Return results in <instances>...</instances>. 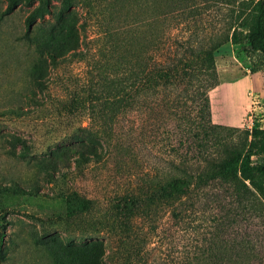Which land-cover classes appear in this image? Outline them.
<instances>
[{
	"label": "rangeland",
	"instance_id": "rangeland-1",
	"mask_svg": "<svg viewBox=\"0 0 264 264\" xmlns=\"http://www.w3.org/2000/svg\"><path fill=\"white\" fill-rule=\"evenodd\" d=\"M40 1L52 13L26 31L25 17ZM7 2L0 0V264H93L95 254L102 264H124V247L132 246L130 240L122 244L127 227L116 202L147 191L151 177L188 143H180L167 115L128 122L132 130L106 112L99 67L112 44L103 30L117 23L120 12L114 0H17L11 10ZM233 7L194 0L188 20L214 31L235 15ZM215 60L220 82L238 84L244 96L237 107L223 102L216 108L234 121H213L239 130L264 128L260 57L248 56L243 43L227 42ZM224 131L238 140V131ZM79 155L86 161L76 163ZM84 199L91 203L82 210ZM158 214L167 225L165 207ZM143 226L147 232V222ZM177 243L180 248L179 236Z\"/></svg>",
	"mask_w": 264,
	"mask_h": 264
},
{
	"label": "trees",
	"instance_id": "trees-1",
	"mask_svg": "<svg viewBox=\"0 0 264 264\" xmlns=\"http://www.w3.org/2000/svg\"><path fill=\"white\" fill-rule=\"evenodd\" d=\"M193 1L114 0L117 23L103 30L112 43L99 67L106 112L132 130L136 119L143 124L149 115H167L180 143H188L151 177L147 191L116 202L127 227L122 244L130 240L132 246L124 247V264H264V128L215 123L209 96L220 83L215 51L223 44L243 43L248 56L258 55L264 65V0H220L236 13L214 31L188 20ZM16 3L8 0L5 9ZM45 13H52L49 3L38 2L25 17L26 31ZM224 129L238 131V140ZM74 160L86 161L84 155ZM90 203L84 199L78 207ZM161 205L167 225L158 214ZM93 257V264H102L98 254Z\"/></svg>",
	"mask_w": 264,
	"mask_h": 264
},
{
	"label": "crops",
	"instance_id": "crops-1",
	"mask_svg": "<svg viewBox=\"0 0 264 264\" xmlns=\"http://www.w3.org/2000/svg\"><path fill=\"white\" fill-rule=\"evenodd\" d=\"M212 92H215L214 93L215 94V96H214V98H215L214 99L215 109L217 108L218 105L222 104L223 102L224 103L230 102L233 104L232 105L233 107H237L238 104L242 103L243 96H244V91H242V89L240 88V86L238 84L221 81L217 86H215L213 89H211L209 91L211 110L212 111H213V104H212V97H211ZM216 92H219V93H216ZM220 101L222 103H220ZM212 118H213V112H212ZM219 118L220 119L224 118L225 120L230 118L233 121L235 119V117H233V118L231 116L228 117L226 114L221 113V112L218 115L217 119H219ZM217 119H215V120H217ZM230 119H228V120H230Z\"/></svg>",
	"mask_w": 264,
	"mask_h": 264
},
{
	"label": "bare ground",
	"instance_id": "bare-ground-1",
	"mask_svg": "<svg viewBox=\"0 0 264 264\" xmlns=\"http://www.w3.org/2000/svg\"><path fill=\"white\" fill-rule=\"evenodd\" d=\"M220 88V87H219ZM217 89V88H216ZM213 91V90H212ZM215 92H212V94H211V97H212V104H213V118L214 119H217L218 118V115H217V113H216V109H215V104H214V96H215V94H214ZM216 93H219V92H216ZM220 98V97H219ZM218 99V98H217ZM220 103H222L221 101H220ZM230 119V118H229Z\"/></svg>",
	"mask_w": 264,
	"mask_h": 264
},
{
	"label": "built area",
	"instance_id": "built-area-1",
	"mask_svg": "<svg viewBox=\"0 0 264 264\" xmlns=\"http://www.w3.org/2000/svg\"><path fill=\"white\" fill-rule=\"evenodd\" d=\"M248 117H249V122H251V120H252V119H251V114L248 115ZM247 125H248V124H247ZM255 127H257V125H253V124H252L251 126L249 125V129H250V130H251L252 128H255Z\"/></svg>",
	"mask_w": 264,
	"mask_h": 264
}]
</instances>
